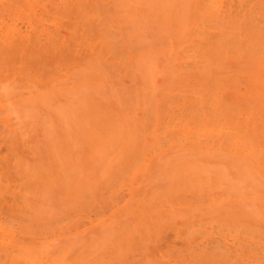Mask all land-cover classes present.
Masks as SVG:
<instances>
[{"label":"rangeland","instance_id":"obj_1","mask_svg":"<svg viewBox=\"0 0 264 264\" xmlns=\"http://www.w3.org/2000/svg\"><path fill=\"white\" fill-rule=\"evenodd\" d=\"M31 1L32 0H27L26 2L25 0H20V5L25 6L23 7V12L31 13H27L29 14V18L26 14L22 15V9L20 11V14L17 9L13 8V11L11 10L12 12L18 11L16 13L20 15V17L16 13L13 14L12 12H0V40L3 41L4 39L5 41V37L8 38L7 36L10 35L11 37L15 36L14 38L9 37L10 41L8 45H10L11 42L12 44L10 46H12L13 48L11 47L12 49H10L7 54H11L12 56L17 55L15 54V48L13 46V44H15L14 41L16 40L17 35L15 33L16 30H20V32H22V35L24 34V36L28 35L26 37H31V30L30 32L28 31L30 25L33 24L38 28L37 36L39 41L37 43V50H35L32 46H28L27 49L29 51H38L36 52L37 56L41 54L43 55L38 57L37 62L32 63L34 65L31 66L30 63L27 66V68L29 67V70L27 69V72L25 74L27 77L23 74V76H19L20 78H17V76L14 78L8 72L4 71L0 73L2 74V76L0 77V198L2 199H0V264H166L168 261V264H174L177 261L176 256H179V264H193L196 260L194 261L192 259H194L195 257L196 259L199 258L196 263L202 260L205 261L204 258L201 257V251H203L202 247H204V245V251H206V249L208 248H212V244H214L215 246H220V248H228L227 251L232 253V251L234 250H230V244L233 243L232 245H234V248L231 246V249H235L234 252H236V249H238L239 246H245L242 244V242H248V239H245L246 237H250L249 242L252 241L250 244L247 243L248 245H250L252 248H255L256 245L260 242L262 244L259 245H262V248L261 246L257 245L255 249H258L260 247L259 249L263 250L264 138L260 134V129L252 131V134L247 139L243 138V128L244 131L245 129L249 128L247 127L248 123H243L246 122V116L248 118V115H244L245 112L246 114H249L251 112L249 114V118L252 119L254 117V120L252 119L253 121L248 118L250 121H252L250 124L251 129L253 128L251 127L252 125H259L260 122L264 120V110H259L261 112L257 111L259 103L260 105L262 104L261 98H258L257 95H250V93L248 92L249 89L247 88V86L250 84V76H247V70H245L244 72L242 71V69L244 70L246 67L243 62H233L232 60L228 61L224 58H216L217 60L214 59V61L213 59L199 60L193 59L192 57H190L191 59L186 57L191 56L187 54H191L190 51L191 49L193 50V44H191V34L193 31V19L195 18L196 8L197 11L205 8V10L213 9L219 13H222V11L224 12L225 10H227L225 12H228L230 10L232 15L239 17V23L243 21L241 19V16L243 14L249 15V13L254 12V15L252 17L250 15V19L246 21L252 22V20H256L254 19L256 14V16L259 18L257 20L264 24V19L262 18L264 16V0H231V2L230 0H202L203 2L201 0H189L191 1V3H188V0H174L173 4L171 2L172 0L169 2H167L166 0H156V2L155 0H130L131 2L129 0H86V2H84L85 0H59L61 2L63 1L62 3L64 4H62L58 0H54L53 2L52 0H49L48 3L45 2L47 0H40L41 4H47L46 8L45 5L43 6L41 4H39V6L36 5L38 6V8L34 7L36 3L35 1H38L40 3L39 0H33L32 2ZM76 1H78V4L76 3ZM80 1L81 3H83L82 5H84V7L80 5ZM25 2L28 4H24ZM54 3L56 4L54 5ZM203 3L206 4L204 5ZM29 4H34L33 6L30 5L33 9L30 8V6L26 7ZM76 4L82 10L80 8H77ZM85 4L88 6H86ZM162 4L164 5L162 6ZM227 4L229 7L231 6V8L226 7ZM48 5L51 10L54 9L53 6L56 5L59 8L56 6V8L58 9L55 8L56 11L52 10L51 13ZM40 6H43L44 8L39 9ZM63 6L66 8H64ZM169 6H172V8H169ZM60 8H63L64 11L66 9V11H63V13H59V11H62ZM68 8H71L72 10L69 12ZM73 8H76L78 12ZM114 8L115 10H113ZM187 9L189 11H186ZM43 10L46 12H41ZM249 10H252L253 12H250ZM48 11L52 14H50V17H48ZM233 11L235 14L233 13ZM239 11L241 13H243L244 11L245 12L241 15ZM246 12L249 13L247 14ZM43 13H47L45 15L46 17L42 15ZM170 13L172 15H169ZM237 13H240L239 16ZM53 14L57 16L59 15L57 17L58 21L60 19L63 21H59L60 23L55 22L57 21V18ZM72 14H74L75 17L77 15L75 19L76 21H73L74 17ZM21 15H26L23 17V19L33 20V22L36 23L34 24L33 22H28L27 20H25L24 22ZM37 15H40V19L43 16L44 17L42 19H46L40 20L39 18H35L36 20L34 21L33 18L38 17ZM66 15H69L67 18L70 20V22L66 18ZM80 15H82L81 17H84L81 18ZM86 15H90L93 20L92 23L94 24V27H96H92L93 29L89 27L88 31L90 30V34H88L89 32L85 34L87 30L86 27L88 26L85 27L86 29L83 28L84 30L80 29L82 28L83 24L87 25V22L85 20ZM260 15L262 16L260 17ZM185 16H188V25L186 24ZM183 17L185 19H183ZM19 18L23 21H21ZM65 18L68 21H64ZM94 18H98L97 20L95 19L97 21V25L102 26V28L106 27L105 32L107 35L109 33V37L116 38L115 42L114 38L111 39L114 43H116L118 48L113 47L114 43L112 41L110 42V44L113 43L111 44L112 50L114 51V49L116 48L115 52H112L111 48L107 47L109 49L108 50L104 46H101V43L97 42L98 40H101L99 37H97V39H94L96 38L95 35H97V28H100L96 26V21L94 20ZM82 19H84L83 23ZM49 20L52 23H49ZM38 21H41L44 26H40L39 24L42 23L38 24ZM44 21H46L47 23ZM74 22L77 24L75 25ZM247 22L243 21V24L241 25H246ZM255 22L256 23H252L257 24L258 21ZM24 23L28 25L30 23V25L26 27ZM45 23L46 25H50V27L52 26V30H56L52 32L51 28L46 26ZM261 23L259 24L262 26ZM60 24H63V29L60 28V30H62L61 32L57 29L59 26L61 27ZM74 25L76 26V28ZM247 25L249 26L250 24ZM260 25L257 24V26ZM16 26H18V28H16ZM73 26V29L76 31H72ZM111 26H113V28ZM187 26L188 29L186 28ZM107 27L108 31L112 30V33L106 31ZM24 28H27L28 31L27 29L24 30ZM41 28H43L45 31ZM5 29L12 30H6L3 32V30ZM46 29L51 32V35L52 33H54L53 36L55 37V42L52 40L54 44L49 40H46L48 37L47 35L50 33ZM211 30L210 32L214 33H211L210 35L209 32L208 36L214 38L216 34L215 30ZM12 31H15V34H13ZM63 31H65L66 33H63ZM59 32L61 33V37ZM42 34L44 35V37ZM91 34H94V37H91ZM78 35L81 39H77ZM1 36L3 37V39H1ZM82 36H84L86 40H83L84 37L82 38ZM67 37L69 38L67 40L72 39L73 41L65 40ZM63 38L66 42L62 40ZM91 38L93 40H91ZM41 39L42 41H40ZM56 39L58 42L56 41ZM87 39L91 42L94 41V44L90 41L88 42ZM171 39L173 41H176L175 43L177 44L172 43L173 41L171 42ZM24 40L27 41V38ZM77 41L80 43V45H78ZM41 42H44L45 44ZM71 42H74L75 45H73V43ZM170 42L172 43V45ZM184 43L185 45H183ZM52 44L55 45V47L58 44L62 47H65L66 45L65 48L69 47L67 48V50L69 49L70 51H68L69 55H67L68 53L65 52V48L61 50L62 47H60L59 45L56 48L58 49V52L55 53L54 50H57ZM70 44L73 47L69 46ZM81 44H84L83 46L85 47V49L82 48L83 46H81ZM88 44L91 46L90 51L93 50L92 52H95L94 50H96L95 54L90 53V51L88 50V47L90 46ZM98 44L100 45L99 47H97ZM51 45L54 47V49L51 48ZM116 45L114 44V46ZM94 46H96V48H94ZM173 46L175 48H173ZM80 47L82 48V50L80 49ZM102 47H104L105 49H102ZM50 48L52 49V51H50ZM78 48L80 50H76ZM119 48H121L122 50L120 49L119 51ZM184 48L188 53L184 50ZM47 49L50 51V54ZM86 49L88 55L85 52ZM73 50H76L75 52L78 51L77 53L80 56ZM106 50L109 52H107ZM63 51L67 56H65V53ZM97 51H99L100 53ZM149 51L152 53H147ZM83 52H85L86 54L84 55ZM74 53L76 54V58L78 59V61L80 60L79 63L76 59H74ZM108 53L114 54L109 56ZM121 53L122 55L118 57V54L120 55ZM89 54L92 55V57ZM93 55H96V58ZM114 55L116 56L115 58ZM129 55H132L131 59ZM183 55H186V57L184 56L185 60H183ZM46 56L48 58L51 57L49 58V64H47L48 58ZM62 56L65 59H61ZM71 56L72 58H70ZM180 56L182 57V60L180 59ZM59 57L60 60L58 59ZM42 58L47 65L43 63L44 61ZM178 58L180 61L178 60ZM69 59H73V63H71V60ZM96 59L98 61L100 60V63L97 61V64ZM104 60L105 62H103ZM187 60L189 61V64H187ZM190 60L192 61V63L194 62L198 64H192ZM197 60H199V62H195ZM74 61H77L78 65H82L76 68L77 64ZM181 61H185L184 63L187 64L190 68L192 67V65L193 67L197 65L196 67H194V69H196L200 65L199 63H201L202 61L204 62H202L203 64L201 63L202 66L197 68V73L199 71L200 72L195 77L196 71L193 68H187V65L185 64L184 65L187 68V71L183 70L184 67H182L183 64H180ZM59 62L65 65L61 66L62 64H59ZM115 62L118 64H116ZM209 62L211 63L209 65H212L214 67H210L209 65H207ZM222 62L224 64L223 66L221 64ZM52 63L55 64V66ZM66 63H70L69 66ZM214 63H216L217 66ZM231 63H235L236 65ZM51 65L53 66V68L51 67ZM204 65H206L207 68L206 66L204 67ZM219 65L221 68L224 67L229 70L227 71L226 69L224 70V68H222L224 70L223 71L218 67ZM229 65L231 67H229ZM56 66H58L57 68L60 70V73L62 71V74H60L61 76L59 75V70L55 68ZM122 66L123 68H121L120 70L119 68ZM180 67H182V69H180ZM208 67H210L212 70ZM214 68H217L218 70L220 69L219 71H222L223 74L219 73V71H214ZM191 70L195 71L192 72L193 74L191 73L194 77H189L191 76V74L189 73L191 72ZM201 70H205V72L203 73L206 74V77L208 75L207 79L205 78V75L203 77V73ZM237 70L239 73L237 72ZM184 71L187 72V74ZM211 71L212 73H215L211 75ZM240 71L242 73H240ZM174 72L178 73L175 74ZM180 72H182V74ZM3 73H8L7 75L10 79L8 77L7 79L3 78ZM35 73L37 74V76ZM183 73L186 74L187 77ZM208 73H211L210 76ZM236 73L238 74L236 75ZM227 75H231V78H229ZM4 76L6 77V74ZM181 76H183V80H181ZM184 76L186 77V79L184 78ZM24 77H26L25 80ZM199 77L201 79L203 77V79H205L206 81L202 80L201 83V79H197ZM245 77L246 81L244 82H246L247 84L249 83L248 85H246V83L245 85H243V83L239 80H242V78ZM51 78L52 80H49ZM188 78L189 80L190 78H192L193 81L187 80ZM38 79L41 80L39 81ZM211 79L212 81L214 79L215 83L212 84H214L215 86L213 85L214 87H211L210 89V85L212 82ZM231 79L238 80V82L242 83V85H240L235 80V82L233 83ZM218 80L221 81V83L218 82ZM25 81L28 82L25 83ZM30 82H36L38 86L33 83L31 84ZM44 82H48L50 86L48 83L47 86ZM205 82L206 84H203ZM222 82L224 85L227 83L225 85L226 89L222 86ZM231 82L234 85H230ZM38 83H40L41 86ZM41 83H44L43 85L45 87ZM181 85L185 87V89ZM39 86L41 88L44 87L45 89L47 87L48 88L46 90H43L44 88L40 90ZM188 86L192 89L191 92L194 93V95H192V93L189 94L190 88ZM219 86L223 87H220L221 89H219V92H223L225 93V95L223 93V96H221V93L217 94L218 91L216 89H218ZM227 87H231L229 88V90H231L229 91ZM238 87L241 89H239ZM197 88H199L200 90ZM222 89H224V91H222ZM242 89H245L244 92ZM237 90H241L243 93L241 91H239L240 93H238ZM210 91L212 92V94ZM227 91H229V93ZM201 92L203 94H201ZM208 92L210 93L208 94ZM183 93L185 95H183ZM204 93H206L207 95ZM182 95L185 97H183ZM191 95L193 97H197L198 95L202 98H205V96H207L209 98L208 100H210V97L213 99L218 98L219 100L221 98H225L226 101L227 99L229 100L227 101L228 104L227 102H225V100H223L224 102H222V99L221 101L215 100L214 103L211 99V103H209L207 98L202 99L197 97V99L193 98V100L191 98ZM212 95L214 96L212 97ZM218 96L221 97L219 98ZM228 96L233 100H231ZM179 97H183L182 99L185 98V101L180 99ZM235 97H237L238 99L240 97V101H237L238 99H236ZM246 98H251L249 100L252 103L249 104V100H245L248 102H246V104H244L243 102V104L248 105L249 108H245L246 106L242 107L247 109H244L243 111L240 108L239 104L244 101L241 99ZM255 98L256 102H258L257 106L255 105L256 102L254 101ZM178 99L179 102L177 101ZM190 99L195 102L191 101ZM199 99H202V101H204H198ZM181 100L185 102V104H187L185 105ZM189 100L191 101L190 106L193 104L191 108L196 109V112L193 109V112L191 111V113L187 109V112L189 111L188 114L191 116H188L187 112L185 111L186 107L189 105ZM180 101L183 103V105H181L182 103ZM216 101H218L217 103L220 104L223 103V105H218L217 103L215 104ZM232 101L236 102V105L235 103L232 105ZM175 103L181 104L179 106ZM195 103L196 105H194ZM201 104H203L202 106L204 107L203 109H201V111L203 110V112L200 111V108L202 107L199 105ZM209 104H213L217 109L214 108L213 105L211 107ZM251 104H253V106H251ZM197 105L199 112H197ZM230 105H232V108L230 107ZM254 105L257 109L250 108L254 107ZM190 106H188L187 108H189ZM205 106H208L209 109L207 108L206 110ZM227 106L229 107L227 108ZM181 107H184L182 108L184 109V112L181 111ZM230 108L231 111H236V114H232L235 116L237 115L236 117L233 116L232 118L231 114L230 117L228 116V114H226V112H228ZM212 109L217 111L216 114L218 115V117H215L217 115ZM218 109H220V112ZM222 110H225L226 112ZM177 111L180 113H184V120L187 117L194 118L196 114V117H198V115H202L201 113H205L202 116H205L204 118L207 119H210L211 117L210 120L213 123L211 124L212 128L216 126L214 125L215 123L219 124L222 121L225 123L226 121V124L229 125L224 126V123H222L225 127L224 128L222 126L224 128L223 132L220 129L221 124H219L220 126L217 125L219 127H217V130L220 129L219 135L222 136L224 132V134L227 135H223L224 138L226 137L225 139L222 136L223 143L221 142L220 144V141L222 139L219 138L217 134H215L218 133V131H214V129L216 130V127L214 129H210V120L208 122L207 119L204 120L202 119L203 117H199L201 118L200 121L204 120L205 125H202L203 123L198 120L199 118L195 117L194 119L198 120L197 122L196 120L191 118L196 122H193L194 125L191 123L193 120L190 121L189 119V122L191 124L187 121L188 118L185 120L186 123H183V113L179 115V117L178 115H176L178 114ZM212 111L215 116L212 114ZM256 111L259 113L257 115L258 117L256 116ZM210 112L211 114H209L208 116V113ZM218 112L219 114H223V116H220ZM174 113L176 114L174 115ZM228 113L231 112L229 111ZM237 113L241 114L238 115ZM211 115L214 117V119L217 118L216 121L219 123L215 122ZM170 116L175 117L171 118ZM176 117L181 119H179V121L177 120L176 122ZM221 117L223 118L222 120ZM224 117L226 118V120L224 119ZM218 119H220L221 121H218ZM230 119L232 122L233 119H237L235 121H238L237 125L239 124L238 126L242 128V130H240L237 125H235L236 123L230 122ZM240 119H244L243 122H241ZM121 121L123 122L121 123ZM181 121H183L182 123L186 125H183ZM113 122L115 124L117 122L119 128H121L125 124L126 125L124 126V129L121 128L123 130L120 131L119 128L116 129L117 124L114 125ZM198 122L201 125H197ZM167 123L168 125H166ZM171 123H173L171 126H175V128L177 129L179 127V130L182 127L181 125L184 126V128H181L182 131L177 130L179 133L183 132V130L185 131V129L187 130L188 126L192 129L197 125L198 128L196 126V130L199 131L195 132V130H193L194 135L195 133L198 134L200 132V137H203L201 138L203 140L209 139V137H207L209 135L210 139L211 137H214V139L212 138L214 142L210 140L208 141L209 143L207 141H201L200 138L195 137H199V135L194 136L190 128L189 130L191 132H183L182 136H184L185 133L186 137H191L192 135V139H189L191 141H196L199 139L198 142L196 141L192 144V142H190V140L187 138V142L190 143L187 145L186 140L184 141L186 137H180L181 134L179 136L176 129L172 130L171 134V137L173 134L175 135H173L174 138L169 139L166 135L170 134L168 133V131L170 130L169 128L171 127ZM177 123L179 124V126ZM165 125L168 128L164 129ZM241 125L245 126L243 127ZM112 126H116L114 127V129L116 130H114ZM201 126L205 127L204 129L207 131L204 132V136L202 130L200 131L199 129L201 128ZM173 127L171 129H173ZM206 127L209 129L207 130ZM235 127H238L240 132L238 131V128L236 129ZM232 128L235 129L236 133H239L237 134L238 136L240 135L239 137L247 142L246 147L247 145L248 147L246 148L247 150H244V152L246 151V155L248 153V159L241 158V156L238 157L236 155H232L234 150L232 148L230 149L228 147H225L226 145L224 143L228 139V136L230 138L231 134L235 133L231 132V134L228 135L230 131H233ZM108 129L111 132L108 131ZM153 129H156V132ZM167 129L169 130L167 131ZM225 129L231 130L227 131ZM152 131H154V138L151 134ZM162 133L166 135L164 136V134L162 135ZM149 134L152 136H150V140L148 137ZM111 135L114 138H112ZM157 135L160 137H158ZM104 136L108 140H106ZM109 136L111 139H109ZM176 136H179L180 142L178 141V143H176L177 141L175 142L177 138ZM101 137L106 142L103 141ZM204 137H207V139ZM96 138L98 139L96 140ZM152 138L155 139L156 142H158L157 140L160 141L162 138V140L164 141L163 142L161 140L163 142V145L161 146L162 148L158 149L160 146H156L155 142H153L154 140L152 141ZM180 138H182L183 141ZM167 139L168 141L171 140L169 142L172 146H170ZM172 139L175 140L173 141ZM215 139L216 141L218 139L221 148H218L220 147L219 144L218 147L216 146L218 141L216 142ZM95 140L96 142H94ZM99 140L102 141V144L97 142ZM160 142L158 143L161 145ZM181 142L182 145H177ZM184 142L185 144L183 146ZM199 142H201L202 144ZM205 143H208L209 145ZM100 144L103 145V150ZM194 144H200L199 146H197L200 148H195L196 145L194 146ZM203 144L205 146H209V148L205 146L203 147ZM213 144L216 146V148ZM226 144H228L227 146H229L231 142H226ZM99 145L101 147H99ZM153 145L158 148L154 146V149L152 147ZM189 145H192V148L194 150L190 148ZM211 145L213 146L211 147ZM223 145L225 148H222ZM174 146L176 148H174ZM188 146L189 148H187ZM180 147L182 150L180 149ZM210 147L214 150L216 149L214 155ZM250 147H252V149H250ZM200 149H202L203 151ZM225 149L227 152L229 151L228 153H230V151L232 150V153L230 155H227ZM217 150H219V154ZM252 150L255 152V154L253 155V157H250V152ZM96 151H98V153ZM103 151L105 152L103 153ZM221 151L224 152H222L221 154ZM206 153L208 154L206 155ZM95 155L97 156L95 157ZM238 155L243 156L241 152ZM230 156H234L235 158L233 157L232 159H230ZM259 156L263 159H258ZM94 162L96 164H94ZM246 162L248 163V166ZM87 165H90L91 169L90 166L87 167ZM243 165L245 166L243 167ZM253 167H255L256 169ZM215 205L216 207L218 206L221 211H219V209L216 208ZM228 206H232L231 208L233 210H230ZM226 207L228 208L226 209ZM228 209L230 210V212L236 211V213H229ZM224 211L229 215H236L237 213H241V215L236 216L237 219H240V221H238L239 219L237 220L236 218V221L233 220L232 218L235 216H229ZM238 211H243V214L242 212L239 213ZM171 213H174V216L176 217H174L175 219H173V216H170ZM220 213L225 215H220ZM176 214H178L179 218ZM226 216L228 218H226ZM231 219L233 221H231ZM235 230L237 231V233L235 232ZM193 231L194 233H196L195 231H199L198 234L196 233L198 236L195 234V237L197 239H195L194 233L193 235H191L192 233H189L191 236L187 235V232ZM234 233L237 235L235 236ZM238 233H240V235L242 234L243 236L246 234V237L243 238L244 241L240 239L243 236H238ZM184 234H186V236ZM204 234L207 236H205ZM229 234L236 237V239L233 237L234 239L231 240V236H228L229 238L226 239L225 236ZM200 235H203V237H201ZM208 235H211L212 239L208 237ZM219 235H221V237ZM182 236H185L184 239L186 238V240L188 241L191 239V241H193L195 239L193 241L195 242V244L192 242L194 244V247L192 243L191 245L190 242L184 240ZM189 236L191 239H187ZM213 236L215 239H213ZM251 236L254 237L256 243L253 239L251 240ZM206 237L210 238V241H207ZM217 237L220 238L219 242L217 240ZM222 240H225L227 243H229L227 244L226 242H224V244ZM233 240H236V242ZM237 240H242L241 243L240 241H238L240 245L237 244ZM220 242H222V245H217ZM247 244L245 248L249 247ZM223 245L227 247H224ZM254 245L255 247H253ZM194 248L195 253L193 254ZM199 248L200 250H202L200 251ZM188 249L192 252L194 257L189 255L191 253L188 251ZM183 251L185 252V254H183ZM187 251L189 252V254L187 253ZM238 251L235 254L239 253ZM234 252L232 253V256L229 255V257H231L232 259L234 258L233 260H235V257H233ZM180 253L185 257L183 258V255L180 256ZM174 255L175 257L172 259L171 257H173ZM186 255L188 256L186 257ZM187 258H192L191 262ZM231 258L230 260H232ZM183 259L186 261L183 262ZM200 264L206 263L200 262Z\"/></svg>","mask_w":264,"mask_h":264},{"label":"bare ground","instance_id":"obj_2","mask_svg":"<svg viewBox=\"0 0 264 264\" xmlns=\"http://www.w3.org/2000/svg\"><path fill=\"white\" fill-rule=\"evenodd\" d=\"M25 1L27 2V0H25ZM29 1H30V0H29ZM32 1H33V0H32ZM32 1H31V2H32ZM39 1H40V0H39ZM41 1H42V0H41ZM41 1H40V3H39L38 1H35L36 3H35V6H34V7H37V8H38L39 4H41ZM50 1H51V0H50ZM53 1H54V0H52V2H53ZM55 1H57V0H55ZM58 1H59V0H58ZM63 1H65V0H63ZM63 1H62V2H63ZM67 1H68V0H67ZM78 1H79V0H78ZM78 1H76L77 4H78ZM82 1H83V0H82ZM95 1H96V0H95ZM129 1H130V0H129ZM166 1L169 2V1H171V0H166ZM173 1H174V0L171 1L172 4H173ZM188 1H189V0H188ZM188 1H187V2H188ZM191 1H192V0H191ZM191 1H189L188 3H191ZM201 1H202V0H201ZM205 1H206V0H205ZM207 1H208V0H207ZM212 1H213V0H212ZM217 1H218V0H217ZM217 1H216V2H217ZM21 2H22V1H21ZM26 2H25L24 4H28V3H26ZM45 2L48 3L49 0H47V1H45ZM59 2H61V1H59ZM62 2H61V3H62ZM73 2H75V1H73ZM84 2H86V0H85ZM97 2H98V1H97ZM103 2H104V1H103ZM103 2H102V3H103ZM130 2H131V1H130ZM155 2H156V0H155ZM202 2H203V1H202ZM228 2H229V1H228ZM230 2H231V0H230ZM33 3H34V2H33ZM37 3H38V4H37ZM69 3H70V2H69ZM80 3H81V1H80ZM92 3H93V2H92ZM95 3H96V2H95ZM150 3H151V2H150ZM214 3H215V2H214ZM224 3H226V2H224ZM20 4H21V3H20V0H0V12H3V13H8V12H9V13H11V12L13 11L12 9L14 8V9H17V10L19 11V14H20V11H21V9H22V15H23V14H26V15H28L27 17L29 18V14H31V13H29V12H27V11H26V12L29 13V14L24 13V12H23V11H24V10H23V7H25V6H21ZM55 4H56V3H54V5H55ZM62 4H64V3H62ZM65 4H66V3H65ZM70 4H71V3H70ZM77 4H76V5H77ZM82 4H83V3H81L80 5H82ZM132 4H133V3H132ZM203 4H204V3H203ZM205 4H206V3H205ZM205 4H204V5H205ZM217 4H218V3H217ZM30 5L33 6L34 4H29V5L26 6V7H29ZM36 5H38V6H36ZM41 5H43V4H41ZM44 5H45V4H44ZM44 5H43V6H44ZM49 5H50V4H49ZM49 5H48V8H49ZM51 5H52V4H51ZM58 5H59V4H58ZM76 5H75V6H76ZM85 5H86V4H85ZM90 5H91V4H90ZM95 5H96V4H95ZM101 5H102V4H101ZM136 5H137V4H136ZM153 5H155V4H153ZM160 5H161V4H160ZM163 5H164V4H162V6H163ZM169 5H171V4H169ZM190 5H191V4H190ZM229 5H230V4H229ZM43 6H42V7L40 6L39 9L44 8ZM46 6H47V4L45 5V8H46ZM56 6H57V5H56ZM56 6H53L54 9L56 8ZM71 6H72V5H71ZM71 6H69V7H71ZM75 6H74V7H75ZM82 6L84 7V5H82ZM82 6H81V7H82ZM86 6H88V5H86ZM167 6H168V5H167ZM184 6H185V5H184ZM186 6H187V4H186ZM188 6H189V5H188ZM53 7H52V8H53ZM57 7H58V6H57ZM61 7H62V6H61ZM63 7H64V6H63ZM76 7H77V8H80V7H78V5H77ZM94 7H97V6H94ZM99 7H101V6H99ZM220 7H221V6H220ZM226 7H229L228 4L226 5ZM30 8H32V7L30 6ZM37 8H36V10H37ZM58 8H59V7H58ZM58 8H56V9H58ZM64 8H66V7H64ZM88 8H89V7H88ZM105 8H106V7H105ZM105 8H104V9H105ZM111 8H112V6H111ZM167 8H168V7H167ZM169 8H172V6H171V7L169 6ZM187 8H189V7H187ZM213 8H214V7H213ZM218 8H219V7H218ZM229 8H231V6H230ZM229 8H228V9H229ZM26 9H27V8H26ZM26 9H25V10H26ZM32 9H33V8H32ZM32 9H30V10H32ZM49 9H50V8H49ZM54 9H52V10H53V11H56V9H55V10H54ZM60 9H61L62 11H59V13H60V12L63 13V11H64L63 8H60ZM68 9H69V12L72 10L71 8H68ZM73 9H76V8H73ZM80 9H81V8H80ZM80 9H79V10H80ZM104 9H103V10H104ZM109 9H110V8H109ZM149 9H150V8H149ZM208 9H209V8H208ZM223 9H224V8H223ZM11 10H12V11H11ZM28 10H29V9H28ZM36 10H35V11H36ZM45 10H46V9H45ZM47 10H48V9H47ZM50 10H51V9H50ZM50 10H49V11H50ZM52 10L50 11L51 13H52ZM81 10H82V9H81ZM99 10H100V9H99ZM101 10H102V9H101ZM113 10H115V8H114ZM157 10H158V9H157ZM18 11H16V12H18ZM37 11H38V10H37ZM49 11H48V12H49ZM57 11H58V10H57ZM65 11H66V9H65ZM65 11H64V12H65ZM76 11L78 12L77 9H76ZM107 11H108V9H107ZM151 11H152V10H151ZM186 11H189V10L187 9ZM225 11H227V10H225ZM225 11H224V12L222 11V13H219V12L213 10V9H211V10H210V9H209V10H205V8H202L201 10H198V11H197V8H196L195 18L193 19V31H192V34L190 33V34H191V40H192V43H191V44H193V50L191 49V48H192V47H191V48H190V49H191V51H190L191 54H187V55H191V56L186 57V55H183L182 57L185 56L186 58H189V59H191L190 57H192L193 59H199V60H205V59H207V60H208V59H211V60H212V59H213V60L215 59V60H217L216 58H224V59H226V60H228V61H229V60H232L233 62H234V61H235V62H243L244 65H246V67H245L244 70L242 69V71L244 72L245 70H247V73H248L247 76H248V77L250 76V79H249V80H250V81H249L250 84L248 83V84H249V85H248L246 82H244V81H246V80H245L246 77H245V78H242V80L244 79L243 81H242L241 79H239V80L243 83V85H245V83H246V85H248L247 88L249 89V91H248V89H247V91L250 93V95H257L258 98H261L262 104L260 105V103H259V106H262V107H259V106H258V110H257L258 112H261V111H259V110H261V109L264 110V26H263L264 24H262L259 20H257V19H259V18L256 16V14H255V18L253 17V18L256 19V20H252V22H253V23H256L255 21H258L257 24L260 25L259 23H261L262 26H261V25H260V26H257V24H253V23L250 22V21H249V22H250V23H249V22L246 21V20L250 19V15H251V17L254 15V14H253L254 12H253L252 10H249V11H250V12H253V13L246 12L247 14L249 13V15L243 14L245 11H244L243 13H241V12L239 11V12L241 13V15L243 14V15L241 16V19H242L243 21L247 22V24H250L249 26H248L246 23H244V24H246V25H241V24H243V21H241V23H239V17H237V16H235V15H232V13L230 12V10H229L228 12H225ZM231 11H232V9H231ZM234 11H235V10H234ZM234 11H233V13H234ZM262 11H263V10H262ZM16 12L14 11V12H12V13L14 14V13H16ZM41 12H46V11L43 10V11H41ZM50 12H49V16H48V17H50V14H51ZM77 12H76V14H77ZM83 12H85V11H83ZM119 12H121V11H119ZM172 12H173V11H172ZM38 13H39V11H38ZM53 13H54V12H53ZM57 13H58V12H57ZM86 13H87V12H86ZM108 13H109V12H108ZM112 13H113V12H112ZM153 13H154V12H153ZM157 13H158V12H157ZM240 13H239V14H240ZM260 13H261V12H260ZM260 13H259V14H260ZM16 14H17V13H16ZM16 14H15V15H16ZM46 14H47V13H46ZM46 14L43 13L42 15L45 16ZM70 14H71V13H70ZM70 14H69V15H70ZM76 14H75V15H76ZM79 14H80V13H79ZM81 14H82V13H81ZM126 14H127V13H126ZM158 14H159V13H158ZM234 14H235V13H234ZM237 14H238V13H237ZM239 14H238V16H239ZM257 14H258V13H257ZM261 14H262V13H261ZM17 15H18V14H17ZM22 15H21V16H22ZM26 15H24V16H26ZM33 15H35V14H33ZM40 15H41V14H40ZM40 15H39V16H40ZM51 15H52V14H51ZM53 15H54V14H53ZM61 15H62V14H61ZM69 15H68V16H69ZM72 15H73V17H74V18H73V21H74V20L76 19L77 15H76V17L74 16V14H72ZM72 15H71V16H72ZM169 15H172V14L170 13ZM263 15H264V14H263ZM18 16L20 17V15H18ZM24 16H22V19H23ZM37 16H38V15H37ZM39 16H38V17H34V18H33L32 16H31V17H32V18L34 19V21H35V20H36L35 18H39ZM44 16H43V17H44ZM54 16H56V18H57L59 15H58V16H57V15H54ZM68 16L66 15V18H67ZM81 16H82V15H80V17H81ZM93 16H94V15H93ZM152 16H153V15H152ZM191 16H193V15H191ZM191 16H190V17H191ZM261 16H262V15H260V17H261ZM43 17H42V18H43ZM45 17H46V16H45ZM48 17H47V18H48ZM80 17H79V20H80ZM83 17H84V16H83ZM83 17H81V18H83ZM159 17H160V16H159ZM187 17H188V16H185L186 19L183 17V19L186 20V24L189 23ZM256 17H257V18H256ZM25 18H26V17H25ZM32 18H30V19H32ZM42 18H41V19L39 18V19H40V20H44V19H46V18H44V19H42ZM54 18H55V17H54ZM63 18H64V15H63ZM66 18H65L64 21H66V20L68 19V18H67V19H66ZM69 18H70V17H69ZM108 18H109V17H108ZM111 18H112V17H111ZM262 18L264 19V16H263ZM262 18H260V19H262ZM19 19H20V18H19ZM22 19H20V20H21V21L24 20V22H25V20H27V19H23V20H22ZM52 19H53V18H52ZM71 19H72V18H71ZM77 19H78V18H77ZM95 19H96V18H94V20H95ZM97 19H98V18H97ZM97 19H96V20H97ZM112 19H113V18H112ZM54 20H55V19H54ZM68 20H69V19H68ZM68 20H67V21H68ZM82 20H83V21H82V23H83V22H84V19H82ZM85 20H86V22H87V25L83 24L82 28H80V29H83V28L86 29V28H87L86 32H85V31H84V32H85V34L88 33V32H89L88 34H90V30L88 31L89 27H91V29L96 28V27H94V24L92 23L93 20H92V18L90 17V15H86V16H85ZM96 20H95V21H96ZM104 20H105V19H104ZM185 20H184V22H185ZM27 21H28V22H29V21L33 22V20H29V19H28ZM59 21H63V20L60 19ZM59 21H58V18H57V21H55V22H59ZM75 21H76V20H75ZM100 21H101V20H100ZM102 21H103V19H102ZM102 21H101V22H102ZM171 21H172V20H171ZM28 22H27V23H28ZM31 22H30V23H31ZM44 22H46V21H44ZM50 22H51V21L49 20V23H50ZM69 22H70V20H69ZM105 22H106V21H105ZM105 22H104V23H105ZM176 22H177V21H176ZM30 23H29V25H30ZM33 23L35 24L36 22H33ZM39 23H42V22H41V21H38V24H39ZM46 23H47V22H46ZM46 23H45V25H46ZM51 23H52V22H51ZM59 23H60V22H59ZM74 23H75V22H74ZM82 23H80V24H82ZM102 23H103V22H102ZM107 23H108V22H107ZM24 24H25V23H24ZM57 24H58V23H57ZM67 24H68V23H67ZM76 24H77V23H75V25H76ZM80 24H79V25H80ZM25 25H26V27L29 26L28 24H25ZM25 25H24V26H25ZM39 25L42 26L43 23H42V24H39ZM52 25H53V24H52ZM60 25H61V27L58 25V26H59V27L57 28L58 30H60V28H62V25H63V24H60ZM69 25H70V24H69ZM75 25H74V26H75ZM84 25H85V26H84ZM101 25H103V24H101ZM108 25H109V24H108ZM111 25H112V24H111ZM187 25H188V24H187ZM43 26H44V25H43ZM46 26L50 27V25H46ZM54 26H56V25H54ZM54 26H53V27H54ZM74 26L72 27V31L74 30V29H73ZM86 26H88V27H86ZM96 26H98V27H100V28H99V29L97 28V30H96V31H97V32H96L97 35H95L96 38H94V39H97V37H99L101 40H98L97 42H98V43H101L100 45H101V46H104L106 49L111 48V50H112V46H111V44H113V43L115 42L116 38H115V37H109V36H108L109 33H108V35H107L106 32H105V28H106V27L102 28V26L97 25V21H96ZM103 26H105V25H103ZM48 27H47V28H48ZM51 27H52V26H51ZM51 27H50V28H51ZM67 27H68V26H67ZM79 27H80V26H79ZM79 27H78V28H79ZM85 27H86V28H85ZM92 27H93V28H92ZM109 27H110V26H109ZM111 27L113 28V26H111ZM16 28H18V26H16ZM19 28H20V27H19ZM30 28H31V29H30ZM30 28H29V31H28L27 28H24V30L27 29L28 32H30V30H31V33H32L31 37H26V36H28V35H26V34H25L26 36H24V34L22 35V32H20V30H18V29L16 30V32L14 31V32L17 34V35H16V40H15V41L13 40L14 43H15V44H13V46H14V48H15V54H17L16 56H12L11 54H10V55L7 54V52H9V50L13 48L12 46H10V45L12 44L11 42H10V45H8V44H9V41H10V40H9V37H11V35H10V36H7L8 38L5 37V41H4L3 37L1 36V39H3V41L0 40V71H1L0 73H2V72L5 71V72L10 73L11 76L14 77V78H15L16 76H17V78H18L19 76L21 77V76H23V74H24V75L26 74V72H27L26 70L29 68V67L27 68V66H28L30 63H31V66L34 65V64H32V63L37 62L38 57L42 55V54H41V55H38V56H37V53H36V52H38V51H36V52H35V51H29V50L27 49L28 46H32L35 50H37V43H38V41H39L38 36H37V34H38V33H37V32H38L37 29H38V28H37L35 25H33V24L30 25ZM69 28H70V26H69ZM75 28H76V26H75ZM112 28H111V29H112ZM186 28L188 29V26H187ZM20 29H21V28H20ZM41 29H43V28H41ZM48 29H49V28H48ZM48 29H46V30L49 31L50 29H49V30H48ZM62 29H63V28H62ZM64 29H65V28H64ZM84 29H83V30H84ZM111 29H109V30H111ZM211 29L215 30V33H216V34H215V37H214V38H212L211 36H208V33L210 32ZM6 30H9V29H5V30H3V32L6 31ZM11 30H12V29H11ZM11 30H9V31H11ZM39 30H40V29H39ZM43 30H44V29H43ZM43 30H42V31H43ZM51 30H52V28H51ZM54 30H56V29H54ZM54 30H52V32H53ZM44 31H45V30H44ZM61 31H62V30H60V32H61ZM74 31H76V30H74ZM78 31H80V30H78ZM106 31H108V27H107ZM111 31H112V30H111ZM111 31H108V32H111ZM211 31H212V30H211ZM3 32H2V33H3ZM12 32H13V31H12ZM12 32H11V33H12ZM14 32H13V34H15ZM24 32H25V31H24ZM24 32H23V33H24ZM49 32H50V31H49ZM49 32H47V33H49ZM60 32H59V33H60ZM64 32H65V31H63V33H64ZM81 32H82V31H81ZM173 32H175V31H173ZM43 33H44V32H43ZM47 33H46V34H47ZM65 33H66V32H65ZM111 33H112V32H111ZM111 33H110V34H111ZM211 33L213 34L214 32H210L209 34L211 35ZM46 34H45V36H46ZM53 34H54V33H52V35H51V32H50V33L47 35L48 37H47L46 40H49L50 42H52V43L54 44V42H55V37L53 36ZM57 34H58V32H57ZM72 34H73V32H72ZM82 34H83V33H82ZM88 34H87V35H88ZM42 35H43V34H42ZM55 35H56V33H55ZM62 35H64V34H62ZM80 35H81V34H80ZM83 35H84V34H83ZM91 35H92L91 37H94V36H93L94 34H91ZM112 35H113V34H112ZM112 35H111V36H112ZM186 35H187V34H186ZM39 36H40V35H39ZM57 36H58V35H57ZM72 36H73V35H72ZM72 36H71V37H72ZM84 36H85V35H84ZM84 36H82V38H83ZM89 36H90V35H89ZM89 36H87V37H89ZM175 36H176V35H175ZM14 37H15V36H14ZM14 37H11V38H14ZM43 37H44V35H43ZM43 37H42V38H43ZM58 37H59V36H58ZM60 37H61V33H60ZM60 37H59V38H60ZM63 37H65V36H63ZM26 38H27V41L24 40V39H26ZM53 38H54V39H53ZM78 38H79V35H78L77 39H78ZM111 38H112V39L114 38V42H113V40H112ZM168 38H169V37H168ZM175 38H176V37H175ZM7 39H8V40H7ZM57 39H58V38H57ZM57 39H56V41H57ZM67 39H69V38L67 37L65 40H67ZM79 39H81V38H79ZM88 39H90V38H88ZM88 39H87V41L89 42L90 40H88ZM6 40H7V41H6ZM52 40H53L54 42H53ZM62 40H64V38H63ZM65 40H64V41H65ZM83 40H86L85 37H84ZM91 40H93V39L91 38ZM40 41H42V39H41ZM59 41H60V40H59ZM67 41H73V40L71 39V40H67ZM75 41H76V40H75ZM111 41H112L113 43L110 44ZM172 41H173V40L171 39V42H172ZM57 42H58V41H57ZM60 42H61V41H60ZM65 42H66V41H65ZM77 42H78V41H77ZM77 42H76V43H77ZM85 42H86V41H85ZM90 42H91V41H90ZM171 42H170V43H171ZM175 42H176V41H173L172 43L177 44V43H175ZM41 43H44V42H41ZM69 43H70V42H69ZM71 43H73V45H75L74 42H71ZM81 43H82V42H81ZM91 43L94 44V41L91 42ZM172 43H171V45H172ZM180 43H181V42H180ZM39 44H40V43H39ZM39 44H38V45H39ZM44 44H45V43H44ZM53 44H52V45H53ZM55 44H57V43H55ZM59 44H60V43H59ZM59 44H58V45H59ZM64 44H65V43H64ZM84 44H85V43H84ZM84 44H83V45H84ZM89 44H90V43H89ZM89 44H88V45H89ZM93 44H91V45H93ZM114 44L116 45V43H114ZM114 44H113V47H117V48H118V46H117V45L114 46ZM168 44H169V43H168ZM187 44H188V42H187ZM187 44H186V45H187ZM52 45H51V46H52ZM58 45H57L56 47H55V45H53V46H54L55 49H56V48L58 47ZM60 45H61V44H60ZM60 45H59V46H60ZM78 45H80L79 42H78ZM83 45L81 44V46H83ZM95 45H96V44H95ZM100 45L98 44L97 47H99ZM183 45H185V43H184ZM44 46H45V45H44ZM44 46H43V47H44ZM48 46H49V45H48ZM53 46L51 47L52 49H54ZM67 46H68V45H67ZM69 46H72V45L70 44ZM86 46H87V45H86ZM89 46H90V45H89ZM110 46H111V47H110ZM165 46H166V45H165ZM168 46H169V45H168ZM189 46H191V45H189ZM11 47H12V48H11ZM49 47H50V46H49ZM49 47H47V48H49ZM60 47H62V46H60ZM60 47H59V49H60ZM65 47H66V45H65ZM65 47H62L61 50H62L63 48H65ZM72 47H73V46H72ZM77 47H79V46H77ZM77 47H75V48H77ZM87 47H88V46H87ZM104 47H102V49H105ZM107 47H108V48H107ZM162 47H164V46H162ZM176 47H177V46H176ZM184 47H185V46H184ZM51 48H50V49H51ZM67 48H69V47H67ZM67 48H65V50H66L65 52H66V53H68V51H69V49L67 50ZM70 48H71V47H70ZM82 48L85 49L84 46H83ZM82 48L80 47L81 50H82ZM90 48H91V46L88 47V50H89V51H90ZM94 48H96V46H94ZM100 48H101V47H100ZM167 48H168V47H167ZM173 48H175V47L173 46ZM173 48H172V50H173ZM186 48H187V47H186ZM52 49H51L50 51H52ZM80 49L78 48V49H76V50H80ZM92 49H93V48H92ZM92 49H91V50H92ZM113 49H114V48H113ZM115 49H116V48H115ZM115 49H114V51L112 50V52H115ZM120 49H121V48H119V51H120ZM161 49H162V48H161ZM170 49H171V46H170ZM47 50H48V49H47ZM56 50H57V51L54 50L55 53L58 52V49H56ZM76 50H73V51L75 52ZM108 50H109V49H108ZM111 50H110V51H111ZM121 50H122V49H121ZM164 50H165V49H164ZM168 50H169V49H168ZM178 50H179V49H178ZM182 50H183V49H182ZM184 50H185V48H184ZM48 51H49V50H48ZM50 51H49V54H50ZM92 51H93V50H92ZM92 51H90V53H94V54H95L96 50H94L95 52H92ZM104 51H105V50H104ZM106 51H107V50H106ZM116 51H118V50H116ZM185 51L187 52V50H185ZM192 51H193V52H192ZM46 52H47V51H46ZM46 52H45V53H46ZM54 52H53V53H54ZM59 52H61V51H59ZM63 52H64V51H63ZM65 52H64V53H65ZM69 52H70V51H69ZM71 52H72V51H71ZM77 52H78V51H77ZM77 52H75V53H77ZM85 52L87 53V49H86ZM85 52H83L84 55L86 54ZM97 52H99V51H97ZM100 52H101V50H100ZM100 52H99V53H100ZM107 52H109V51H107ZM157 52H158V51H157ZM186 52H185V53H186ZM66 53H65V56L69 55V53H68L67 55H66ZM75 53H74V54H75ZM124 53H125V52H124ZM147 53H152V52L149 51V52H147ZM178 53H179V52H178ZM180 53H182V52H180ZM185 53H184V54H185ZM187 53H188V52H187ZM62 54H63V53H62ZM77 54H78V53H77ZM81 54H82V53H81ZM108 54H109V53H108ZM112 54H114V53H112ZM112 54L110 53L109 56L112 55ZM125 54H126V53H125ZM169 54H170V53H169ZM78 55H79V54H78ZM87 55H88V53H87ZM89 55H90V54H89ZM121 55H122V53H121L120 55L118 54V57H120ZM145 55H146V54H145ZM42 56H43V55H42ZM54 56H55V55H54ZM54 56H52V57H54ZM60 56H61V55H60ZM65 56H64V57H65ZM79 56H80V55H79ZM90 56L92 57V55H90ZM93 56L95 57L96 55H93ZM97 56H100V55H97ZM103 56H104V55H103ZM109 56H108V57H109ZM131 56H132V55H131ZM131 56L129 55L130 59H131ZM46 57H47V56H46ZM56 57H57V56H56ZM68 57H69V56H68ZM82 57H84V56H82ZM115 57H116V56L114 55V58H115ZM118 57H117V58H118ZM124 57H125V55H124ZM134 57H135V56H134ZM182 57L180 56V59H181ZM185 57H184L183 60H185ZM197 57H198V58H197ZM40 58H41V57H40ZM47 58H48V57H47ZM49 58H51V57H49ZM49 58H48V61L46 60V61L48 62L47 64L50 63V62H49ZM70 58H72V56H71ZM79 58H80V57H79ZM87 58H88V57H87ZM95 58H96V57H95ZM100 58H101V57H100ZM100 58H99V59H100ZM102 58H103V57H102ZM42 59H43V58H42ZM53 59H54V58H53ZM58 59L60 60V57H59ZM61 59H65V58H63V56H62ZM66 59H67V58H66ZM74 59H76V60L78 61V59L76 58V54H75ZM85 59H86V57H85ZM97 59H98V57H97ZM97 59H96V62L98 61ZM103 59H104V58H103ZM69 60H71V59H69ZM72 60H73V59H72ZM72 60L70 61L71 63H73ZM115 60H116V59H115ZM178 60H179V58H178ZM181 60H182V59H181ZM199 60H197V61H195V62H199ZM211 60H210V62H211ZM215 60H214V61H215ZM43 61H44V59H43ZM56 61H57V60H56ZM61 61H62V60H61ZM77 61H74V62L77 64L76 68H77L78 66L82 65V64L78 65V63H79L80 60L78 61V63H77ZM87 61H88V60H87ZM99 61H100V60H99ZM99 61H98V62H99ZM125 61H127V60H125ZM179 61H180V60H179ZM179 61H178V62H179ZM190 61H191V60H190ZM193 61H194V60H193ZM214 61H213V62H214ZM64 62H65V60H64ZM82 62H83V61H82ZM84 62H85V61H84ZM98 62H97V64H98ZM103 62H105V60H104ZM129 62H130V61H129ZM184 62H185V61H184ZM184 62L181 61L180 64H183V66H182V67H184L183 70H186V71H187V68H190V67L187 65V64H189V61L187 60V62H188L187 64H185ZM202 62H204V61H202ZM202 62H201V63H202ZM205 62H206V61H205ZM207 62H208V61H207ZM210 62H209L208 64H207V63H206V64L209 65V64H211ZM213 62H212V63H213ZM218 62H219V60H218ZM220 62H221V61H220ZM40 63H41V61H40ZM43 63L46 64L45 61H44ZM43 63H42V64H43ZM56 63H57V62H56ZM60 63H61V62H59V64H60ZM75 63H74V65H75ZM80 63H81V62H80ZM85 63H86V62H85ZM99 63H100V62H99ZM115 63H116V62H115ZM191 63H192V61H191ZM201 63H199L200 65H199L198 67L202 66L203 63H202V64H201ZM225 63H226V62H225ZM250 63H252L253 65L250 64ZM47 64H46V65H47ZM52 64H53V63H52ZM61 64H62V63H61ZM66 64H68V66H69L70 63H66ZM92 64H93V63H92ZM109 64H110V63H109ZM116 64H118V63H116ZM124 64H125V62H124ZM178 64H179V63H178ZM184 64L187 65V68L185 67ZM192 64H198V63H194V62H193ZM204 64H205V63H204ZM214 64L216 65V63H214ZM217 64H219V63H217ZM221 64H222V66L224 65L223 62H222ZM231 64H235V63H231ZM241 64H242V63H241ZM249 64H250V65H249ZM39 65H40V64H39ZM53 65L55 66V64H53ZM56 65H58V64H56ZM64 65H65V64H64ZM64 65L62 64L61 66H64ZM74 65H73V66H74ZM110 65H111V64H110ZM119 65H120V64H119ZM119 65H117V66H119ZM235 65H236V64H235ZM254 65H255V66H254ZM36 66H37V64H36ZM40 66H41V65H40ZM40 66H39V67H40ZM48 66H50V65H48ZM70 66H71V65H70ZM111 66H112V65H111ZM111 66H109V67H111ZM190 66H191V64H190ZM196 66H197V65H196ZM196 66H194V67H196ZM205 66H206V65H204V67H205ZM209 66L211 67L212 65H209ZM216 66H217V65H216ZM241 66H242V65H241ZM41 67H42V66H41ZM44 67H45V65H44ZM51 67L53 68L52 65H51ZM57 67H58V66H56L55 68H57ZM182 67H180V69H182ZM194 67H193V65H192L191 68L194 69ZM198 67H197V68H198ZM210 67H208V68H210ZM212 67H214V66H212ZM218 67H219L221 70H223L222 68H224V67L221 68L220 65H219ZM229 67H231V66L229 65ZM232 67H233V66H232ZM239 67H240V65H239ZM242 67H243V66H242ZM59 68H60V66H59ZM116 68H119V67H116ZM121 68H123V66L120 67L119 69L121 70ZM191 68H190V69H191ZM197 68L194 69L196 72L193 70V71L195 72V77H196L197 74L200 72V71H199V72L197 73ZM201 68H202V67H201ZM206 68H207V66H206ZM206 68H205V69H206ZM35 69H36V68H35ZM57 69H58V68H57ZM149 69H150V68H149ZM203 69H204V68H203ZM210 69H211V68H210ZM214 69H215V68H214ZM216 69H217V68H216ZM216 69H215L214 71H219V70H220V69H219V70H218V69L216 70ZM225 69H226V68H224V70H225ZM235 69H236V68H235ZM235 69H234V70H235ZM28 70H29V69H28ZM36 70H37V69H36ZM42 70H43V69H42ZM50 70H51V68H50ZM58 70H59V69H58ZM61 70H62V67H61ZM64 70H65V67H64ZM64 70H63V71H64ZM72 70H73V69H72ZM72 70H71V71H72ZM79 70H80V69H79ZM96 70H97V69H96ZM177 70H178V69H177ZM183 70H182V71H183ZM207 70H208V69H207ZM211 70H212V69H211ZM224 70H223V71H224ZM226 70L228 71L229 69H226ZM232 70H233V68H232ZM31 71H32V70H31ZM40 71H41V70H40ZM53 71H54V70H53ZM69 71H70V70H69ZM77 71H78V70H77ZM189 71H190V70H189ZM189 71H188V72H189ZM193 71L191 70V72H189V73L191 74ZM201 71H202V70H201ZM34 72H35V71H34ZM50 72H51V71H50ZM58 72H59V75L62 74V71H61V73H60V70H59ZM184 72H185V71H184ZM203 72H205V70H203L202 73H203ZM209 72H210V70H209ZM229 72H230V71H229ZM233 72H234V71H233ZM237 72H238V70H237ZM8 73H5V74H6V77L4 76L5 74L3 73V78H6V79H7V77H8L7 74H8ZM30 73H32V72H30ZM39 73H40V72H39ZM42 73H43V72H42ZM63 73H64V72H63ZM70 73H71V72H70ZM85 73H86V72H85ZM174 73L176 74V73H178V72H174ZM180 73L182 74V72H180ZM185 73L187 74V72H185ZM211 73H212V71H211ZM211 73H210V74H211ZM214 73H215V72H214ZM214 73H212L211 75H213ZM219 73L223 74L222 71H221V72L219 71ZM238 73H239V72H238ZM238 73H236V75H237ZM240 73H242V72L240 71ZM32 74H34V73H32ZM35 74H36V73H35ZM76 74H78V73H76ZM183 74H184V73H183ZM186 74H184V75H186ZM192 74H193V73H192ZM192 74H191V76H189V77H194V76H192ZM200 74H201V73H200ZM208 74H209V73H208ZM210 74H209V76H210ZM230 74H231V73H230ZM234 74H235V73H234ZM28 75H29V73H28ZM30 75H31V74H30ZM53 75H54V74H53ZM63 75H64V74H63ZM66 75H67V74H66ZM66 75H65V76H66ZM202 75H203V77H204V75H205V78L207 79L208 75H207V77H206V74H204V73H203ZM202 75H198V76H202ZM228 75H229V74H228ZM228 75H227V76H228ZM240 75H241V74H240ZM244 75H245V74H244ZM1 76H2V74H0V77H1ZM25 76H26V75H25ZM36 76H37V74H36ZM46 76H47V73H46ZM60 76H61V75H60ZM177 76H178V75H177ZM179 76H180V75H179ZM220 76H221V75H220ZM230 76H231V75H230ZM230 76H228V77L231 78ZM238 76H239V75H238ZM238 76H237V77H238ZM20 77H19V78H20ZM26 77H27V76H26ZM26 77H24V80H25ZM43 77H44V75H43ZM48 77H49V76H48ZM52 77H53V76H52ZM68 77H69V76H68ZM70 77H71V75H70ZM70 77H69V78H70ZM182 77H183V76L180 77L181 80H183ZM186 77H187V75H186ZM186 77L184 76L185 79H186ZM203 77H202V79H201L200 77L197 78V79H201L200 82L202 83V80H205V79H203ZM213 77H214V76H213ZM224 77H226V76H224ZM234 77H235V75H234ZM237 77H236V78H237ZM240 77H241V76H240ZM242 77H243V74H242ZM8 78H9V77H8ZM28 78H29V77H28ZM28 78H27V79H28ZM30 78H31V77H30ZM45 78H46V77H45ZM53 78H54V77H53ZM64 78H65V77H64ZM64 78H63V79H64ZM9 79H10V78H9ZM36 79H37V78H36ZM177 79H178V77H177ZM191 79H192V78H190V80H189V78H188L187 80H189V81H193V79H192V80H191ZM237 79H238V78H237ZM247 79H248V78H247ZM28 80H29V79H28ZM34 80H35V79H34ZM38 80H39V79H38ZM40 80H41V79H40ZM40 80H39V81H40ZM42 80H43V78H42ZM45 80H46V79H45ZM49 80H52V78L49 79ZM222 80H223V79H222ZM224 80H225V79H224ZM227 80H228V79H227ZM231 80H232V79H231ZM234 80H235V79H234ZM234 80H232L233 83H234L235 81L238 82V80H235V81H234ZM7 81H8V80H7ZM30 81H31V80H30ZM53 81H54V80H53ZM185 81H186V80H185ZM205 81H206V80H205ZM209 81H210V80H209ZM211 81H212V79H211ZM213 81H214V79H213ZM213 81L211 82L210 89H211V87H214V86H215L214 84H212V83H215V81H214V82H213ZM247 81H248V80H247ZM27 82H28V81H25V83H27ZM41 82H42V81H41ZM49 82H50V81H49ZM63 82H64V81H63ZM177 82H178V81H177ZM177 82H176V83H177ZM194 82H196V81H194ZM218 82L221 83V81H219V80H218ZM229 82H230V81H229ZM30 83H31V82H30ZM32 83H33V82H32ZM32 83H31V84H32ZM44 83H46V82H44ZM44 83H43V84H44ZM47 83H48V82H47ZM47 83H46V85L48 86L49 83H48V84H47ZM51 83H53V82H51ZM216 83H217V82H216ZM238 83H239V82H238ZM238 83H237V84H238ZM242 83H239V84L242 85ZM6 84H7V83H6ZM28 84H29V83H28ZM33 84H36V82L33 83ZM38 84L40 85V83H38ZM41 84H42V83H41ZM43 84H42V85H43ZM55 84H56V83H55ZM60 84H61V83H60ZM183 84H184V82H183ZM187 84H188V83H187ZM197 84H199V83H197ZM203 84H206V82L203 83ZM226 84H227V83H226ZM226 84H225V85H226ZM231 84H232V82L230 83V85H231ZM36 85H37V84H36ZM52 85H53V84H52ZM175 85H176V84H175ZM188 85H189V84H188ZM192 85H193V84H192ZM213 85H214V86H213ZM225 85H224L223 82H222V86L226 89ZM230 85H229V86H230ZM232 85H234V84H232ZM37 86H38V85H37ZM40 86H41V85H40ZM40 86H39V87H40ZM43 86H44V85H43ZM49 86H50V84H49ZM181 86H182V85H181ZM222 86H219V88L216 89V90L218 91V92L215 91V92H217V94H218V93H221V92H219V89L223 88ZM237 86H238V85H237ZM22 87H23V86H22ZM32 87H33V86H32ZM44 87H45V86H44ZM44 87H42V88H44ZM57 87H58V86H57ZM182 87H183V86H182ZM188 87H189V86H188ZM195 87H196V84H195ZM200 87H202V86H200ZM207 87H208V86H207ZM220 87H221V88H220ZM240 87H241V86H240ZM42 88L40 87V90H41ZM47 88H48V87H47ZM47 88H46V89H47ZM183 88L185 89V87H183ZM183 88H182V89H183ZM189 88H190V87H189ZM193 88H194V87H193ZM227 88H228V87H227ZM229 88H231V87H229ZM229 88H228V90H229ZM235 88H236V87H235ZM238 88H239V87H238ZM46 89L44 88L43 90H46ZM50 89H51V88H50ZM56 89H58V88H56ZM176 89H179V88H176ZM197 89H199V88H197ZM214 89H215V88H214ZM239 89H241V88H239ZM54 90H55V89H54ZM191 90H192V89L190 88V89H189V91H190L189 94L192 93ZM199 90H200V89H199ZM230 90H231V89H230ZM230 90H229V91H230ZM242 90H243V89H242ZM244 90H245V89H244ZM244 90H243V92H244ZM208 91H209V90H208ZM213 91H214V90H213ZM222 91H224V89H222ZM229 91H227V92L229 93ZM239 91H241V90H237L238 93H240ZM247 91H246V92H247ZM184 92H186V91H184ZM210 92H211V91H210ZM210 92H208V94H209ZM231 92H232V91H231ZM241 92H242V91H241ZM243 92H242V93H243ZM246 92H245V93H246ZM56 93H57V92H56ZM187 93H188V92H187ZM199 93H200V92H199ZM206 93H207V92H206ZM206 93H204V94H206ZM222 93H223V92H222ZM222 93H221V96H223V94L225 95V93H223V94H222ZM181 94H182V93H181ZM201 94H203V93L201 92ZM201 94H200V95H201ZM211 94H212V92H211ZM211 94H210V96H211ZM217 94H216V95H217ZM183 95H185V94L183 93ZM183 95H182V96H183ZM192 95H194V93H192ZM192 95H191V96H192ZM206 95H207V94H206ZM214 95H215V94H214ZM214 95H212V97H213ZM227 95H228V94H227ZM231 95H232V94H231ZM235 95H236V94H235ZM235 95H233V96H235ZM246 95H247V94H246ZM179 96H180V95H179ZM186 96H187V95H186ZM195 96H196V93H195ZM195 96H194V97L192 96L191 98H192V99H193V98H196V99H197V97H198V98H202V97H199L198 95H197V97H195ZM208 96H209V95H208ZM221 96H220V97H221ZM237 96H238V94H237ZM243 96H244V94H243ZM33 97H34V96H33ZM180 97H181V96H180ZM180 97H179V98H180ZM183 97H185V96H183ZM183 97H182V98H183ZM187 97H188V96H187ZM187 97H186V99H187ZM215 97H217V96H215ZM218 97H219V96H218ZM220 97H219V98H220ZM224 97H225V96H224ZM228 97H229V96H228ZM240 97H241V96H240ZM240 97H239V99H238L237 97H235V98L238 99L237 101H240ZM253 97H254V96H253ZM182 98H180V99H182ZM203 98H204V97H203ZM203 98H202V99H203ZM205 98H207V100L209 99L207 96H205ZM205 98H204V99H205ZM229 98H230V97H229ZM232 98H234V97H232ZM243 98H244V97H243ZM251 98H252V96H251ZM251 98H249V99H251ZM192 99H190V100L193 101L194 99H193V100H192ZM196 99H195V100H196ZM202 99H199L198 101H200V100L202 101ZM211 99H212L213 103H214L215 100L221 101V99H222V102H224L223 100H225V102H227V101L229 100V99H227V101H226L225 98H221V99L219 100L218 98H217V99H213V98L210 97V100H208L209 103H211ZM230 99H231V98H230ZM247 99H248V98H246V99H241V100H244V101H242L241 104H239V105H240V108H241L243 111H244L245 108H249L248 105H244V104H246V102H248V101H245V100H247ZM249 99H248V100H249ZM182 100L185 101V98L182 99ZM182 100H181V101H182ZM190 100L188 101V103H189L188 106H190V102H191ZM231 100H233V99H231ZM252 100H253V99H252ZM177 101L179 102V99H178ZM181 101H180V102H181ZM203 101H204V100H203ZM203 101H202V102H203ZM218 101H216L215 104H216ZM254 101L256 102V98H255ZM254 101H253V102H254ZM182 102H183V101H182ZM182 102H181V103H182ZM186 102H187V100H186ZM193 102H195V101H193ZM205 102H206V100H205ZM243 102H244V104H243ZM259 102H260V101H259ZM181 103H180V104H181ZM183 103L185 104V102H183ZM183 103H182L181 105H183ZM234 103H235V105H236V102H233V101H232V105H233ZM238 103H239V102H238ZM248 103L250 104V103H252V102L249 100ZM257 103H258V102L255 103L256 106H257ZM175 104H178V103H175ZM180 104H178V105L180 106ZM186 104H187V103H186ZM186 104H185V105H186ZM198 104H200V103H198ZM206 104H207V103H206ZM217 104L219 105L220 103H217ZM227 104H228V102H227ZM229 104H230V102H229ZM192 105H193V104H192ZM192 105H191V106H192ZM194 105H196V103H195ZM202 105H203V104L199 105V106L202 107V108H200V111H201V109L204 108ZM209 105H210V104H209ZM212 105H213V104H212ZM212 105H210V106L212 107ZM220 105H223V103H221ZM224 105H225V104H224ZM232 105H230V107H231ZM243 105H244V106H243ZM255 105H254V107H250V108L257 109V108L255 107ZM188 106H187V107H188ZM191 106H190L189 108H187L186 106H184V107H186L185 111L187 112V109H188V110L190 111V113H191V111L193 112V109H194V108H191ZM245 106H246V107H245ZM247 106H248V107H247ZM251 106H253V104H251ZM184 107H181L180 109H182V108H184ZM193 107H194V106H193ZM205 107H206V106H205ZM213 107H214V105H213ZM217 107H218V106H217ZM219 107H220V106H219ZM221 107H222V106H221ZM224 107H225V106H224ZM224 107H223V108H224ZM228 107H229V106H227V108H228ZM233 107H234V106H233ZM242 107H245V108H242ZM177 108H178V107H177ZM207 108H208V106L206 107V110H207ZM214 108H216V107H214ZM225 108H226V107H225ZM231 108H232V107H231ZM231 108H230V110H229L231 113H228L229 111L226 112L225 110H227V109L222 110V111H225L226 114H228L229 117H230V114H231V116H232V118H233V116H235V115H232V114L235 113L236 111L234 112V110H232V111H233V112H232V111H231ZM237 108H238V107H237ZM237 108H236V109H237ZM190 109H192V110H190ZM197 109H198V105H197ZM208 109H209V108H208ZM216 109H217V108H216ZM234 109H235V108H234ZM194 110H195V112H196V109H194ZM204 110H205V109H204ZM206 110H205V111H206ZM210 110H211V108H210ZM212 110L215 111L214 109H212ZM218 110H219V112H220V109H218ZM245 110H247V109H245ZM250 110H251V109H250ZM178 111H179V110H178ZM178 111H177L178 114L174 113V115H175V114L178 115V116L181 115V114L184 112V109L181 110V111H183V112H181V113L178 112ZM189 111H188V112H189ZM205 111H204V112H205ZM213 111H212V114H213ZM253 111H254V110H253ZM257 111H256V112H257ZM186 112H185V113H186ZM188 112H187V115H188V116H191V115L188 114ZM197 112H199V109L197 110ZM201 112H203V110H202ZM216 112H217V111H215L214 113L216 114ZM219 112H218V114H219ZM241 112H242V111H241ZM258 112H257L256 116L259 114ZM179 113H180V114H179ZM223 113H224V112H223ZM242 113H243V112H242ZM250 113H251V112H250ZM250 113H249V114H250ZM192 114H194V113H192ZM201 114L204 115L205 113H201ZM201 114H200V115H201ZM209 114H211V112L208 113V116H209ZM215 114H213V115L215 116ZM235 114H236V113H235ZM237 114L239 115V114H241V113H237ZM243 114H244V113H243ZM243 114H242V115H243ZM249 114H248V113L246 114V112H245L244 115H248V118H249ZM185 115H186V114H185ZM202 115H201V116L198 115V117H196V116H197V114H196V115L194 116V118H195V117H196V118L203 117ZM216 115H217V114H216ZM219 115H220V116H221V115L223 116V114H219ZM253 115H255V114H253ZM192 116H193V115H192ZM211 116H212V115H211ZM220 116H219V118H220ZM228 116H227V117H228ZM236 116H237V115H236ZM236 116H235V117H236ZM170 117L172 118V117H175V116H170ZM179 117H180V116H179ZM183 117H185V116H184V113H183V115H182V119L184 120ZM204 117H205V116H204ZM204 117H203L202 119L206 120L207 118H204ZM212 117H213V116H212ZM215 117H218V115L215 116ZM225 117H226V116H225ZM225 117H224V119L226 120ZM235 117H234V118H235ZM251 117H253V116H251ZM257 117H258V116H257ZM176 118H177V119H176V122H177V120L179 121V119H181V118H178V117H176ZM187 118H188V117H187ZM187 118H186V119H187ZM191 118H193V117H191ZM191 118H188L187 121L189 122V119H190V121L194 119V118H193V119H191ZM248 118H247V116H246V122H243L244 119H243V120L240 119V121L243 122L244 124H245V123H248V124H247V125H248L247 127H249V128H247V129H245V131H244V128H243V133H244V134H243V138H244V139H245V138L247 139V138L252 134V131H255V130H257V129H258V130L260 129V134H261V136L264 138V120L261 121L259 125H254V126L252 125L251 127H253V128L251 129V128H250V124H251V122L254 120V119H253L254 117L252 118L253 120H252L251 118H249V119H251L252 121H250ZM169 119H170V118H169ZM173 119H174V118H173ZM186 119H185V120H186ZM210 119H211V117H210ZM210 119H207L208 122H209ZM216 119H217V118H216ZM216 119H214V117H213V120H215V122H217ZM222 119H223V118L221 117V120H222ZM258 119H259V118H258ZM109 120H110V119H109ZM174 120H175V119H174ZM185 120H184V122L181 121V123H182V122H183V123H186ZM194 120H196V119H194ZM194 120L191 122L193 125H194V123H196L198 120L200 121L201 118H199L198 120H196V122H195ZM204 120H203V121H200L201 123H203L202 125H205V124H204ZM221 120L218 119V121H221ZM227 120H228V118H227ZM235 120H237V119H235ZM235 120L233 119V122H232L231 119H230L229 121L232 122V123H236L235 125H237V122H238V121L236 122ZM247 120H249V121H247ZM210 121H211V120H210ZM122 122H123V121H121V123H122ZM169 122H170V121H169ZM171 122H172V121H171ZM176 122H175V123H176ZM188 122H187V123H188ZM193 122H194V123H193ZM205 122H207V121H205ZM249 122H250V123H249ZM113 123H114V122H113ZM183 123H182V124H183ZM189 123H190V122H189ZM189 123H188V124H189ZM191 123H190V124H191ZM217 123H219V122H217ZM222 123H224V122L222 121V122L219 123V124H221V126H220L219 124H216V123L214 124V125H216V126H215V127H216V130L214 129L215 127L212 128V126H211V124H213L212 121H211V123H210V125H209V126H210V129H211V128L214 129L215 132L218 131V133H215V134H217V135L219 136V138H221V139H222V136L225 135V134H224L225 132H224L223 135L221 136V135H219V130L221 129L222 132H223V131H224V128H225L224 126L227 125V124H226V123H227L226 121H225V123H224V126H223ZM239 123H240V122H239ZM243 123H241V124H243ZM116 124H117V125H116ZM116 124L114 123V125H116L117 127H116V126H112L113 129H114V127H116V129L119 128L117 122H116ZM172 124H173V123H171L170 126H171ZM177 124H178V123H177ZM198 124H199V122L197 123V125H198ZM207 124H208V123H207ZM125 125H126V124H125ZM125 125H123V126L121 125V126H122L121 128L124 129V126H125ZM166 125H168V123H167ZM166 125H165V128H164V129L168 128ZM174 125H175V124H174ZM180 125H181V124H180ZM183 125H186V124H183ZM183 125H181V126L184 128ZM197 125H196V126H197ZM199 125H201V124H199ZM217 125H219V126L221 127V128L218 129V130H217V127H218ZM228 125H229V124H228ZM228 125H227V126H228ZM231 125H232V124H231ZM238 125H239V124H238ZM238 125H237V126H238ZM170 126H169V127H170ZM178 126H179V124H178ZM190 126H191V125H190ZM196 126H195V128L193 127L194 129H193V128L191 129V127L188 126V127H187L188 129H187V130L185 129V131L183 130V132H187V131H188L187 133H189V131H190L189 128L191 129L192 132H193V130H195V132H196V131H199V130H196ZM222 126H223L224 128H223ZM241 126H243V125H241ZM244 126H245V125H244ZM244 126H243V127H244ZM97 127H98V125H97ZM172 127H173V126H171V127L169 128V129L171 130V132H170L169 129H167V131L169 130L168 133H170V134H168V135H170V136H168V135H166V134H164V133H162V135L164 134V136L166 135L169 139H171V138H174V137H173L174 134H173L172 137H171L172 130L176 129V131H177V130H178V131H182V130H181L182 127L180 128V130H179V127H178V129H177V128H175V126H174L173 129H171ZM199 127H200V126H199ZM233 127H234V126H233ZM238 127H239V126H238ZM238 127H237V128H238ZM103 128H105V127H103ZM121 128H119L120 131L123 130V129H121ZM197 128H198V126H197ZM201 128H202V129H201ZM201 128H199V129H200V131L202 130V132H203V136H204V135H205L204 132H207V131L204 129L205 127H202V126H201ZM206 128H207V127H206ZM218 128H219V127H218ZM222 128H223V129H222ZM227 128H229V127H227ZM230 128H231V127H230ZM235 128H236V127H235ZM237 128H236V129H237ZM239 128H240V127H239ZM239 128H238V131L240 132V130H242V128H240V130H239ZM97 129H98V128H97ZM116 129H114V130H116ZM208 129H209V128H207V130H208ZM153 130L156 132V129H153ZM162 130H163V128H162ZM203 130H205V131H203ZM225 130L228 131L229 129H225ZM230 130H231V129H230ZM230 130H229V131H230ZM232 130H233V131H230L229 134H228V133H226V134L230 135L231 132H235V129H234V128H232ZM108 131H110V130L108 129ZM154 131H152V133H151L152 136H153V138L155 137V136L153 135V132H154ZM157 131H158V130H157ZM165 131H166V130H165ZM178 131H177V132H178ZM191 131H190V132H191ZM101 132H102V131H101ZM110 132H111V131H110ZM183 132H180V133L178 132V135L180 136V134H181L180 137H182V138H184V136L186 137V135H185L186 133L184 134V136H182ZM202 132H201V136H202ZM257 132H258V131H257ZM96 133H97V132H96ZM157 133H158V132H157ZM160 133H161V132H160ZM197 133H198V132H197ZM199 133H200V132H199ZM199 133H198V134L195 133V135H199V137H198V136H195V135H194V132H193V135H194L195 137H197V138H200V139L203 138V137H200V134H199ZM208 133H209V131H208ZM154 134H155V133H154ZM190 134H191V133H190ZM190 134H189V135H190ZM212 134H213V133H212ZM237 134H239V133H238V132H237V133L235 132V133H232V134H231L230 138H229V136H228V139H229V140L227 139L226 142H228V143L231 142V144H232L233 146H232L231 144H230L229 146H227L228 144H226V142H225V143H224V144L226 145L225 147H226V148L228 147V148H230V149L232 148V149L234 150L232 155H236V156H238V157L241 156V158H246V159H248V158H247L248 153H247V155H246V153H245L246 151L244 152V150L248 147V145H247V147H246V143H247V142H245L241 137H239L240 135L238 136ZM241 134H242V132H241ZM98 135H99V134H98ZM106 135H108V134H106ZM109 135H110V134H109ZM159 135H160V134H159ZM93 136H94V135H93ZM150 136H151V135L149 134V136H148V137H149V140H150ZM152 136H151V137H152ZM157 136H158V135H157ZM174 136H175V135H174ZM179 136H176L177 138L175 137L176 140L174 139L175 142L177 141L176 143H178V141H179ZM194 136H193V138H194ZM206 136H207V134H206ZM214 136H215V135H214ZM225 136H227V135H225ZM97 137H99V136H97ZM111 137L114 138L112 135H111ZM158 137H160V136H158ZM161 137H162V136H161ZM191 137H192V135H191ZM191 137H186V138L184 139V141H185L187 138H188V139H189V138L192 139ZM207 137H209V139H207ZM207 137H204V138H206L207 140H205V139H204V140L201 139V141H204V142L207 141V142H208V141L210 140V141H213V142H214V140H212V138L214 139V137H211V139H210V136H209V135H208ZM94 138H95V137H94ZM101 138H102V137H101ZM104 138H106V137L104 136ZM153 138H152V141L154 140L153 142H155V145H156V146L158 145V147H159V146H160V147L158 148V147H156L155 145H153L152 147H153L154 149H155V147L158 148V149L162 148L161 146L163 145L162 143L164 142V141L162 140V138H161V140H162L163 142H162L161 140H160L161 142H160L159 140H157L158 142L161 143V145H160L158 142H156L155 139H153ZM156 138H157V137H156ZM164 138H165V137H164ZM182 138H180V139L182 140ZM223 138H224V136H223ZM225 138H226V137H225ZM225 138H224V139H225ZM97 139H98V138H96V140H97ZM109 139H111L110 136H109ZM177 139H178V140H177ZM190 139H189V140H190ZM92 140H93V139H92ZM96 140H95L94 142H96ZM102 140H103V138H102ZM106 140H108V139L106 138ZM164 140H166V139H164ZM172 140H173V139H172ZM174 140H173V141H174ZM189 140H188V141H189ZM194 140H195V139H194ZM242 140H243V141H242ZM103 141H105V140H103ZM109 141H110V140H109ZM167 141H168V139H167ZM169 141H171V140H169ZM169 141H168V142H169ZM173 141H172V142H173ZM182 141H183V140H182ZM196 141L198 142L199 139L196 140ZM196 141H193V140L191 141V140H190V142H192V144H193L194 142H196ZM215 141H216V139H215ZM217 141H218V139H217ZM217 141H216V142H217ZM222 141H223V139L220 141V144H221ZM224 141H225V140H224ZM97 142L101 143L102 141L99 140V141H97ZM105 142H106V141H105ZM153 142H152V143H153ZM179 142H180V141H179ZM204 142H203V143H204ZM216 142H215V144H216ZM252 142H253V141H252ZM108 143H110V142H108ZM173 143H174V142H173ZM199 143H201V142H199ZM208 143H209V142H208ZM208 143H205V144L209 145ZM222 143H223V142H222ZM260 143H261V142H260ZM96 144H97V143H96ZM101 144H102V143H101ZM101 144H100V145H101ZM105 144H106V143H105ZM105 144H104V145H105ZM153 144H154V143H153ZM164 144H165V143H164ZM167 144H168V143H167ZM169 144H170V142H169ZM169 144H168V145H169ZM184 144H185V142L183 143V146H184ZM186 144L188 145V144H190V143L187 142V140H186ZM201 144H202V143H201ZM218 144H219V141H218V143L216 144L217 147H218ZM220 144H219V146H220ZM100 145H99V147L102 146V150H103V145H101V146H100ZM177 145H182V142L179 143V144H177ZM195 145H196V144H194V146H195ZM199 145H200V144H197V145L195 146V148H196L197 146H199ZM207 145L205 146V145L203 144V147L205 146V147H208V148H209V146H207ZM213 145H214V144H213ZM213 145H211V147H212ZM253 145H254V144H253ZM154 146H155V147H154ZM170 146H172V145L170 144ZM170 146H169V148H170ZM175 146H176V145H175ZM175 146H174V148H176ZM189 146H190V148L193 147L192 145H189ZM189 146H188L187 148H189ZM216 146L214 145L215 148H216ZM104 147H105V146H104ZM177 147H179V146H177ZM211 147H210V148H211ZM214 147H213V148H214ZM223 147H224V145L222 146V148H223ZM225 147H224V148H225ZM106 148H107V147H106ZM106 148H105V149H106ZM171 148H172V147H171ZM185 148H186V146H185ZM197 148H200V147H197ZM218 148H221V146L218 147ZM105 149H104V150H105ZM180 149H181V147H180ZM192 149H193V148H192ZM211 149H212V148H211ZM250 149H252V147H250ZM96 150H97V149H96ZM102 150H100V151H102ZM178 150H179V149H178ZM181 150H182V149H181ZM193 150H194V149H193ZM197 150H198V149H197ZM200 150H202V149H200ZM205 150H207V149H205ZM208 150H209V149H208ZM215 150H216V149H215ZM215 150L212 149V151H213V155H214ZM223 150H224V149H223ZM227 150H229V149H227ZM246 150H247V149H246ZM98 151H99V148H98ZM98 151H96V152L98 153ZM179 151H180V150H179ZM187 151H188V150H187ZM190 151H191V150H190ZM202 151H203V150H202ZM210 151H211V150H210ZM210 151H209V152H210ZM217 151H218V154H219V150H217ZM225 151H226V149H225ZM239 151L243 154V156H242V155H238V154H240ZM94 152H95V151H94ZM104 152H105V151H103V153H104ZM222 152H224V151H221L220 153L222 154ZM226 152H227V151H226ZM228 152H229V151H228ZM228 152H227V155H228V154L230 155V154L232 153V150L230 151V153H228ZM103 153H102V154H103ZM200 153H201V151H200ZM216 153H217V152H216ZM207 154H208V153H206V155H207ZM218 154H217V155H218ZM254 154H255V152L252 150V151L250 152V157H253ZM202 155H203V154H202ZM262 155H263V154H262ZM96 156H97V155H95V157H96ZM151 156H152V155H151ZM93 157H94V156H93ZM230 157H231V156H230ZM230 157H229V158H230ZM233 157H234V156H233ZM233 157H231L230 159H232ZM262 157H263V156H262ZM234 158H235V157H234ZM259 158H261V157L259 156L258 159H259ZM91 159H92V158H91ZM91 159H90V160H91ZM96 159H97V158H96ZM98 159H99V158H98ZM154 159H155V158H154ZM154 159H152V160H154ZM253 159H254V158H253ZM256 159H257V158H256ZM258 159H257V160H258ZM261 159H263V158H261ZM93 161H94V160H93ZM98 161H99V160H98ZM250 161H251V159H250ZM260 161H261V160H260ZM231 162H232V161H231ZM242 162H243V161H242ZM234 163H235V162H234ZM254 163H255V162H254ZM86 164H87V161H86ZM92 164H93V163H92ZM94 164H96V163L94 162ZM244 164H245V163H244ZM246 164H247V166H248V163H247V162H246ZM246 164H245V165H246ZM245 165H243V167H244ZM251 165H252V164H251ZM88 166H90V165H87V167H88ZM241 166H242V165H241ZM92 167H93V165H92ZM251 167H252V166H251ZM253 168H255V167H253ZM90 169H91V166H90ZM246 169H247V168H246ZM249 169H250V168H249ZM255 169H256V168H255ZM92 170H94V169H92ZM92 170H91V171H92ZM92 172H93V171H92ZM0 199H1V198H0ZM1 200H2V199H1ZM1 200H0V201H1ZM214 201H215V200H214ZM214 203H215V202H214ZM215 204H216V203H215ZM213 207H214V206H213ZM215 207H216V205H215ZM228 207L230 208V210H233V209L231 208L232 206H231V207L228 206ZM228 207H226V209H227ZM235 207H236V206H235ZM216 208L219 209L218 206H217ZM218 209H217V210H218ZM234 209H235V208H234ZM238 209H239V208H238ZM230 210L228 209V212H229V213H233V212H234V214L236 213V211H233V212L231 211V212H230ZM236 210H237V208H236ZM239 210H240V209H239ZM213 211H214V210H213ZM219 211H221V210L219 209ZM226 211H227V210H226ZM222 212H223V209H222ZM222 212H221V213H222ZM224 212H225V211H224ZM238 212H239V211H238ZM240 212H242V214H243V211H240ZM240 212H239V213H240ZM218 213H219V212H218ZM221 213H220V215H225V214H221ZM225 213H226V212H225ZM171 214H173V215H171ZM171 214H170V216H171V217L173 216V219H175L176 217L174 216V213H171ZM226 214L229 215L228 213H226ZM176 215H177V217L179 218L178 214H176ZM232 215H233V214H231V215H229V216H232ZM238 215H241V213H240V214L237 213L236 215H233V216H235V217H233L232 219H233V220H235V218L237 219L236 216H238ZM174 217H175V218H174ZM226 218H228V217L226 216ZM229 218H231V217H229ZM241 218H242V217H241ZM232 219H231V221H233ZM238 219H239V218H238ZM238 219H237V220H238ZM235 221H236V220H235ZM235 221H234V222H235ZM238 221H240V219H239ZM241 226H242V225H241ZM195 232L198 234L199 231H195ZM235 232L237 233L236 230H235ZM185 233H186V231H185ZM187 233H188L187 235H190L189 233H192L191 235H193L194 231H193V232H187ZM196 233H194V237H195V234H196ZM240 233H243V232H240ZM240 233H238V236H243L242 234L240 235ZM197 234H196V235H197ZM222 234H224V233H222ZM232 234H233V233H232ZM184 235L186 236V234H184ZM191 235H190V236H191ZM204 235H205V234H204ZM234 235L236 236L237 234L234 233ZM245 235H246V234H245ZM245 235H244L243 237H241L240 239L243 240V238L246 237ZM185 236H184V237H185ZM190 236H189L187 239H191ZM197 236H198V235H197ZM200 236H201V235H200ZM205 236H207V235H205ZM219 236L221 237V235H219ZM228 236H229V237L231 236V240L234 239V238L236 239V237L232 236L231 234L226 235V236H225L226 239L229 238ZM182 237H183V236H182ZM184 237H183V239H184ZM201 237H203V235H202ZM208 237H210V238L212 239L211 235H210V236L208 235ZM208 237H206V238H207V239H206L207 241L210 239V238H208ZM223 237H224V236H223ZM233 237H234V238H233ZM251 237H252L251 240L253 239L254 242H255L254 237H253V236H251ZM217 238H218L217 240H218V242H219V239H220V238H219V237H217ZM237 238H239V237H237ZM249 238H250V237H249ZM249 238L246 237L245 239H248V242H244V243H246V244L249 243V244H250L252 241L249 242ZM195 239H197V238L195 237ZM195 239H194V240H195ZM204 239H205V237H204ZM213 239H215L214 236H213ZM221 239H222V238H221ZM224 239H225V238H224ZM184 240H186V238H185ZM191 240H192V239H191ZM191 240H189V241L186 240V241L190 242V244H191V243L194 241V240H193V241H191ZM229 240H230V239H229ZM242 240H237V242L240 241V243H241ZM209 241H210V240H209ZM220 241H221V240H220ZM222 241H223V240H222ZM233 241L236 242V240H233ZM233 241H232V242H233ZM243 241H244V240H243ZM245 241H246V240H245ZM256 241H257V240H256ZM259 241H260V240H259ZM188 242H187V243H188ZM224 242H226V241L224 240L223 243H224ZM232 242H231V243H232ZM193 243L195 244V242H193ZM193 243H192V244H193ZM221 243H222V242L218 243L217 245H219V244L222 245ZM226 243H227V242H226ZM228 243H229V242H228ZM228 243H227V244H228ZM240 243L238 242L237 244L240 245ZM244 243L242 242V244L246 246V244H244ZM255 243H256V242H255ZM192 244H191V245H192ZM194 244H193V247H194ZM224 244H225V243H224ZM232 244H233V243H232ZM232 244H230V246H229V245H228V246L230 247V250H234V251H235V249H231V248L234 246V245H232ZM235 244H236V243H235ZM242 244H241V245H242ZM259 244H262V243L259 242ZM259 244H257V245H258V246H261V248H262V245H259ZM213 245H214V244H212V248H208V249H206V251H204V250H205V249H204V248H205V245H204V247H202V248H203V251H201L202 249L200 250V248H199V250L202 252V255H201V254H198V255H201V257L204 258L205 261H203V260H202V261L205 262L206 264H264V251H263L264 248H263V250L261 249L263 252L259 249L260 247L258 248L259 250H258V249H255V248L257 247V245H256V247H255V245L253 246V247H255V248H252V247H251L250 245H248V244H247V245H248L249 247H247V248H245V246H239V248H238V246H237V248L239 249V251H238V249H236V252L238 251L239 253L235 254L236 252L232 251V253L234 252V254H235V255L233 254V257H235V260H233L234 258L232 259L231 257H229V255L232 256V253L229 252V251H227L228 248H227V249H226V248H223V247L220 248V246H215V245H214V247H213ZM251 245H252V244H251ZM263 245H264V244H263ZM200 246H201V245H200ZM210 246H211V245H210ZM210 246H209V247H210ZM223 246H224V245H223ZM231 246H232V247H231ZM206 247H207V246H206ZM224 247H227V246H224ZM263 247H264V246H263ZM188 248H189V247H188ZM195 248H196V247H195ZM195 248H194V252H193V254L195 253ZM233 248H234V247H233ZM235 248H236V246H235ZM189 249H190V248H189ZM189 249H188V251H189L191 254H189L188 251H187V253H188L189 255L193 256L192 252H191ZM191 249H193V248H191ZM186 250H187V248H186ZM199 250H198V251H199ZM207 250H208V251H207ZM192 251H193V250H192ZM196 251H197V250H196ZM183 252H184V251H183ZM228 252H229V253H228ZM196 253H197V252H196ZM230 253H231V254H230ZM177 254H178V253H177ZM183 254H185V252H184ZM183 254L180 253V256L183 255ZM187 256H188V255H186V257H187ZM195 256H196V255H195ZM174 257H175V255H174L173 257H171V258L173 259ZM178 257H179V256H178ZM178 257L176 256L177 259L175 258L177 261L174 259V260L177 262V264H179V262H178V261H179V260H178ZM184 257H185V256L183 255V258H184ZM193 257H194V256H193ZM197 257H198V256H197ZM171 258H170V259H171ZM181 258H182V257H181ZM230 258H231L232 260H230ZM187 259H189L190 262H191V259H192V258H191V259H190V258H187ZM198 259H199V258L196 259V257H195V258L192 259V260H194V261L196 260V261L194 262V263H196ZM174 260H171V261H174ZM180 261H181V259H180ZM184 261H186V260L183 259V262H184ZM202 261H199L198 263H199V264H200V262L203 263ZM168 262H169V261H168ZM168 262H167L166 264H168ZM176 262H175V263L173 262V263L176 264ZM187 262H188V261H187ZM188 263H189V262H188ZM192 263H193V261H192ZM194 263H193V264H194ZM198 263H196V264H198ZM180 264H181V263H180Z\"/></svg>","mask_w":264,"mask_h":264}]
</instances>
